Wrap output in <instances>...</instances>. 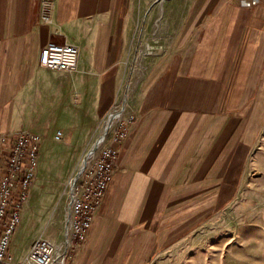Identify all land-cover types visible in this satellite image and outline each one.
Masks as SVG:
<instances>
[{
	"label": "crops",
	"instance_id": "obj_1",
	"mask_svg": "<svg viewBox=\"0 0 264 264\" xmlns=\"http://www.w3.org/2000/svg\"><path fill=\"white\" fill-rule=\"evenodd\" d=\"M127 6L0 0V151L6 158L20 134L42 138L31 198L48 159L46 143L60 148L55 157L71 154L78 164L121 96ZM186 21L179 60L137 96V121L119 148L103 204L68 264L153 263L235 202L252 156L264 149V0L252 8L193 0ZM50 42L78 48L75 72L40 66ZM24 212L40 215L32 205Z\"/></svg>",
	"mask_w": 264,
	"mask_h": 264
},
{
	"label": "rangeland",
	"instance_id": "obj_2",
	"mask_svg": "<svg viewBox=\"0 0 264 264\" xmlns=\"http://www.w3.org/2000/svg\"><path fill=\"white\" fill-rule=\"evenodd\" d=\"M192 1L128 0L125 84L121 96L114 102L118 109L134 110L137 96H143L152 84L154 89L170 70V64L174 66L179 60L177 49ZM238 5L241 6L240 0ZM95 136L96 132L84 153L94 143ZM46 145L48 159L44 163L43 176L39 172V184L27 203L38 209L43 217L39 215L33 219L24 212L12 249L17 259L23 257L29 245L42 233L56 243L64 241L70 202L68 186L80 169L84 154L75 164L71 154L55 157L60 148L48 142ZM168 249L167 253L153 257L151 264H264V149L257 148L252 156L235 202ZM72 252L71 248L69 254Z\"/></svg>",
	"mask_w": 264,
	"mask_h": 264
},
{
	"label": "built area",
	"instance_id": "obj_3",
	"mask_svg": "<svg viewBox=\"0 0 264 264\" xmlns=\"http://www.w3.org/2000/svg\"><path fill=\"white\" fill-rule=\"evenodd\" d=\"M260 3L261 0H240L246 8ZM49 19L44 16V20ZM78 61L79 50L74 45L50 42L40 54V66L52 71L75 72ZM116 106L113 103L102 117L94 143L84 153L80 169L69 182L64 241L56 243L40 237L20 260L12 252V245L36 180L42 138L20 134L6 158L0 151V264H68L71 248L87 240L112 180L119 148L137 121L135 112ZM62 137L63 132L58 131L56 140ZM1 142L5 143V138Z\"/></svg>",
	"mask_w": 264,
	"mask_h": 264
}]
</instances>
